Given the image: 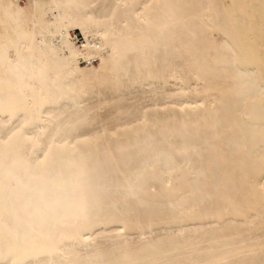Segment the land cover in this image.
<instances>
[{"label": "bare ground", "instance_id": "bare-ground-1", "mask_svg": "<svg viewBox=\"0 0 264 264\" xmlns=\"http://www.w3.org/2000/svg\"><path fill=\"white\" fill-rule=\"evenodd\" d=\"M0 264H264V0H0Z\"/></svg>", "mask_w": 264, "mask_h": 264}]
</instances>
